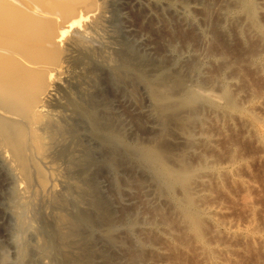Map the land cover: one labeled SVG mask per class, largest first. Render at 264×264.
Segmentation results:
<instances>
[{
    "label": "bare ground",
    "instance_id": "6f19581e",
    "mask_svg": "<svg viewBox=\"0 0 264 264\" xmlns=\"http://www.w3.org/2000/svg\"><path fill=\"white\" fill-rule=\"evenodd\" d=\"M118 1L116 0L117 3ZM98 2L97 0L96 2L93 0H0V165L1 168L3 167L4 172L9 170L13 174L17 183V190H15L17 192L15 194L17 200L14 199V196L11 195L13 198L9 196L15 192H10L9 195L7 192L6 194L9 197L5 198V200L2 196L5 197L6 194L0 193V199L3 202H7L8 198L16 201L21 200V202L28 200L27 202H29L27 196L31 193V188H33L32 186L35 183L42 190H45L47 184L51 182L50 179H53V173L58 174L59 171L56 173L51 168V171L53 169V175L50 179L47 178L48 173L45 168L46 165L52 167V163L46 161L45 153H43L45 150L48 151L46 147V132L49 135L48 140L50 142H56V139L60 138L56 142L60 144L59 148L64 144V140L61 141V138L66 139L67 135L71 138L78 136L77 131L70 130L72 126L69 127L66 123L68 129L66 126L60 125L59 121H57L59 122L58 128H54L56 126L50 128L48 120L44 118L49 130L43 121L41 122L44 123L42 127L38 126V122L40 123L43 119L42 116H46L50 109L48 107H50L49 103H51V100L48 102V98L52 95V90L56 89L59 84L57 83L54 89L51 86L54 82L60 80L59 78L63 73L65 74L64 69L69 68V66L66 67L67 64L65 66V63H63L62 54L69 52L66 49L64 51L63 44L68 40L67 38L72 32L75 33L77 31V34H80L78 31H83L84 27L86 28L87 24L90 21H95L97 17L101 16L99 17L101 21L106 20L102 19L103 16H98V14H101L100 10L103 7L106 8L107 5L102 2L106 6L101 7L102 4L100 6ZM116 2L114 1V5ZM147 2L151 8L148 10L149 12L137 9L132 10L128 15L135 27V31L132 33L123 30L127 15H122L120 13L121 9L119 10L120 12L117 10L120 14L118 21L115 22H117V25L120 24V26L115 28L116 26L112 25L111 27H113L112 30L118 29L120 35L122 33L121 39L115 45L119 46L117 56H121L124 61L122 60L123 62L119 66L117 65L121 62L117 63V65L115 64L117 72H114L125 86V82L128 79L125 77L130 75L131 78L129 76L130 79L128 81L132 80L133 82L131 81V83H136L137 88L140 85L145 87L153 106V115L159 130L151 136L147 144L142 143L139 139L135 143L130 144L120 134L114 132L115 129L113 131H110L112 129L101 130L100 135L104 139H111L123 149V153L119 154L116 161L128 172L129 185L142 186L151 183L155 189V195L159 198H164L166 207L153 211V213L157 212V215L147 210L146 215L142 216L143 219L146 216L145 220H147L143 224L146 227L149 226V229H146V231L149 230V235H146L145 231L143 232V228L141 229L142 232L138 230L141 223L140 221V223L138 222V219H140L138 216H136L138 217L137 220H135L136 217H130L128 221L122 219L123 222L120 221V224H116L117 221L113 222L115 218L111 219L114 216H111L110 213H108L111 216L110 218L106 213L99 214L102 212V208H99L101 212H97L100 217L94 213L96 210L92 211L93 213L91 212V214L87 210L88 215L98 218H96L98 223H96L97 220L95 218L87 215L86 208H83V211L84 215L87 216H78V212L81 213L79 210L78 212L75 211V213L77 212V217L72 212L73 210L69 211L71 216H58L55 223L53 222L55 224L53 227H56L58 234L56 236L59 238L58 240L56 236V238L53 236L59 242L57 244L59 251L57 255L59 256L57 257L59 258L58 264H184L185 262L182 263L180 258L172 252H175L176 249L187 248L191 246L192 242L198 245L200 254L201 252L203 253L204 257H201L203 258V263L225 264L222 260V254L228 253L231 248L229 247L230 245L222 241L221 236L231 238V240L240 236L245 241L248 240L255 243V245L257 244L262 250L261 260L258 264H264V221H262V225L256 223L253 216L255 212L250 208V211H253L250 213L251 217L249 216L248 218L250 222L242 228L235 222L222 219V217L226 216L227 208L224 207L223 203L212 200L213 181L215 180L216 183L222 185L225 176L232 178L233 182L242 180L249 187L255 186L236 173V169L240 167L239 165H243L247 159L238 155L239 144L233 142L229 135H227V139L231 146L229 145L227 153L219 155L215 152L218 132L212 128L214 123L217 124L220 135L222 132H228L226 131L228 126L233 125L236 117L244 119L247 122L250 137L256 139L258 144H261L262 151L260 154L264 158V0H148ZM118 5L116 4V6ZM105 10L107 11V9ZM112 10L115 11V9ZM107 16L106 14L105 17L107 18ZM98 25L101 27L100 22L96 27ZM91 29H93V26ZM105 29H107V26ZM92 33H89V35ZM117 33L115 32V34ZM94 34L93 37L96 36ZM84 35L83 37H85ZM105 37L107 39V36ZM71 38L70 36V40ZM100 38L103 39V36ZM89 39L91 38H88V41ZM97 40L99 41V39ZM80 41L87 42L86 40ZM98 41L95 42L98 43ZM73 45L75 46V44ZM74 46L70 47L74 49ZM81 46L77 47L80 50L78 56L80 61H82V58L79 57H84L87 51V47L83 48ZM72 52L70 50L68 54ZM74 52L76 53V51ZM64 55L63 57H65ZM65 58L68 59L67 55ZM115 60L117 61V59L112 57L111 63L113 61L116 63ZM67 61L69 60H66V63ZM77 64L79 65V63ZM71 66L73 65L71 64ZM69 69L73 71L71 68ZM66 71L68 70L66 69ZM67 76L71 75L67 74ZM129 84L127 83V87ZM136 87L135 89L137 90ZM86 88L88 89V87ZM135 89L134 91H136ZM88 90L91 91L90 88ZM125 90L123 92L125 91L126 93L127 89L125 88ZM130 90H132V95H134L133 89L131 88ZM130 90L129 93H131ZM129 93H126V95ZM55 95L53 94L52 97ZM92 95L93 93L91 92L90 96ZM127 97L130 98V96ZM88 106L90 105L88 104ZM92 107L94 105L90 106L92 109L90 111V109L87 110L82 106H77V104L74 106L75 110L83 115L82 118L85 117V121H88L91 127H95V122L98 118L96 115L94 116V113L99 111V109L95 111V107ZM107 109L110 110L111 107L105 108L106 111H109ZM51 111L50 113L53 114L56 112L54 109H51ZM55 116L58 118V115ZM94 117L97 119L94 120ZM101 119H103L102 124H109L110 119L107 116ZM60 126L62 128H59ZM145 128L144 123H139L141 132H144ZM98 131L96 130L95 132ZM94 135L96 137L98 134L95 133ZM95 140L98 141V139ZM78 141L79 139L76 142ZM66 142L69 144L73 141ZM49 145L48 142V147ZM50 150L52 151V148ZM56 150L55 148L54 153H57ZM64 150L62 149V151ZM58 153L60 155L61 153L65 154L59 151ZM194 156L196 157L195 159L193 158ZM65 157L68 158L69 155L67 156L66 154ZM223 157L226 159L225 162L221 161ZM58 159L60 160V157L57 158V161H59ZM66 160L60 161L65 162ZM74 160L76 159L74 158ZM68 161L71 162L72 160L68 159ZM75 165L78 166L76 162ZM60 166L59 164V168ZM72 166L71 168H73ZM65 170L68 171V167ZM137 171L142 172L144 181L136 178ZM60 173L59 177L65 176V174L61 176ZM6 174L2 177L5 180L7 179ZM76 174H74L75 177ZM55 176L53 181L58 178V176L57 178ZM2 178L0 177L1 180ZM4 185H6V189H10L7 181ZM0 186L1 188L3 187V185ZM12 187L15 189V186ZM57 187L55 186L56 189ZM30 196L31 199L35 197L33 195ZM140 197L143 200L142 196ZM80 199L81 201L78 202L84 203L82 202L84 198ZM92 199H90L91 202ZM35 200L40 201L41 199ZM30 201L32 202V200ZM9 202L12 203L11 201ZM103 204L105 205L106 202ZM103 204L101 202V204L94 203L93 205L92 202V205L90 204L92 207L89 205L91 207L89 209L92 210L95 206L94 209L98 210V205L99 207H104ZM1 206L3 207V205ZM61 206H63V201ZM10 207L8 208L9 210L11 209ZM18 207L20 206L16 207L15 214L13 211L9 212L6 207L3 209H6L10 215H16L20 211ZM30 207H28V210H30ZM25 208L27 209L26 206ZM254 208L256 209V207ZM44 211L46 213L45 208ZM105 211H107V207H104ZM1 215L0 213V219ZM55 215L54 217H56ZM133 215L135 216V214ZM22 216L24 217L25 215L21 214L19 218L22 219ZM72 216L76 218H72ZM157 216L161 220H157ZM31 218H29L30 221L33 219ZM40 219L42 220L43 218L41 217ZM35 223L37 225L36 220ZM94 223L98 225H94ZM99 225L103 226L102 228L104 229L98 231L97 229L99 228L97 227ZM9 227L13 228L12 226ZM9 227L7 229L5 226L3 228L0 226V233L2 230L7 234L13 233V231L10 232ZM14 227L17 228L16 226ZM118 230L123 231H120L122 235L114 236L116 234L114 232ZM17 232L15 231V233ZM18 234L21 236L22 233ZM161 234H166L173 243L172 252L162 247V242H160ZM100 236L107 241L105 244L108 243V245H104L103 240V248L108 246L106 249H99L103 246L102 244H98L99 247L97 246V243L102 240ZM96 237L97 239L100 237V240H97ZM10 239L13 240L12 237L8 239L9 241H4L5 238L3 241L0 240V264H47L46 258L43 256L47 254L46 250L50 248L47 247L46 249V242L44 241L46 239H43V242H45L44 244L42 243L43 246L40 243V247H42H39L40 249L38 250H35L34 245L33 247H31L32 245L29 247L28 244L23 245V243L20 245L16 242L17 237L14 238L16 241H11ZM55 240L51 239L52 242H55ZM52 242L50 245L54 249ZM47 245L49 246V244ZM32 248L36 252L34 253L35 255ZM161 249H164L165 253H162ZM54 252L57 253V251ZM48 253L50 254L51 252Z\"/></svg>",
    "mask_w": 264,
    "mask_h": 264
},
{
    "label": "rangeland",
    "instance_id": "374dc122",
    "mask_svg": "<svg viewBox=\"0 0 264 264\" xmlns=\"http://www.w3.org/2000/svg\"><path fill=\"white\" fill-rule=\"evenodd\" d=\"M93 1L96 2V0H93ZM98 1H100V2H98ZM112 1L113 0H106V1L105 0H103V1L97 0V2L100 4V6H101L102 2H105V4L107 5V7L105 8L103 6H106V5L102 4L101 7H103L104 11H103V9H101L100 10L101 14L100 13L98 14V16L102 15L103 16L102 19L104 18L106 20L101 21L99 19V17H101V16L97 17L95 19V21H90L87 24L88 26L85 25L86 28L84 27L83 31H81V32H79L80 30L78 31V33H80L82 35L77 34V31L75 33L72 32L71 35H69V38H67L68 40L63 44L64 51H65V49H66V51L67 50L69 51V52H64L62 54L63 63H65L64 64L65 66L67 64L66 67L69 66V68H71L73 71H71L69 68H66L64 66L68 71H66V69H64V72L66 75L63 73L64 76H63V74L61 75L62 77L60 76L59 79L62 82L60 80H58V82L57 81L54 82L55 84L53 83V85L51 86L52 89H54L55 86L57 85V83L59 84L56 86L57 87L56 89L52 90V95L53 94L54 95L56 94V95L54 97H52V95H50V97L48 98V102L51 100L50 101L51 103H49L50 107H48V108H50L49 109L50 111L47 108L48 112L46 113V116H42L43 119L45 118L48 120L47 122H48L50 128H52L54 126H56L54 128H58L59 122H60V125L66 126L67 129H68V126L69 127L72 126L71 129L70 128L69 129L77 131L78 136H76L75 138H71L70 136L68 137V135L66 136V139L61 138V141L64 140L63 141L64 144L60 148H59L60 144L58 143L59 144L58 145L56 143L57 141L60 140V138H57L58 140L56 139V142H50V140H48L49 135L46 132V134H47L46 135V147L48 148V151L50 153L46 150L43 153H45L46 161L52 163L51 164L52 167H48V165H46L45 170L48 173V174L46 173L47 178L50 179V177L54 174V176L56 175L55 178H57V176H58L57 180L58 179H60V180L57 181L55 179L56 181L54 180L55 181L54 182L53 181L54 176H52L53 179L52 178L50 179L51 182L47 184L45 190H42L38 186V184L34 182L35 184L32 186L33 187V188H31L32 191L30 190L31 193H29L28 196L33 195L35 197L34 198L32 197L33 199H31V196L30 197L27 196V198L29 199V202H27L28 200L26 198L27 201H22L23 202V204H22L21 200L16 201L17 198H16L15 194L17 192L15 190H17V183H16V180L14 179L13 174L9 170L4 172L2 169L3 167L1 168V165H0V175L2 174L0 177L1 178L4 177L5 173H7L6 174V177H7L6 180H5V178H2V180L0 179V181H1L0 185H3L2 188L0 186V188L2 189V190L0 189V193L6 194L8 192L7 194L9 195L10 192L11 193L15 192V193L10 194L9 196L11 198H13L12 196H14V199H16V200H12L11 198H8V199H10L9 201H11L15 205L14 207H13V204L8 201V199H7V202L6 201L3 202L2 199H0V201H2V202H0V206L3 205V207L1 206V210L4 212L3 213L0 210V213L2 214L1 219H0V226L2 228L5 226L7 229L9 226L13 227V228L9 227L10 232L13 231V233H11V234H7L2 230L0 233V238H1L0 240L3 241V239L5 238L4 241H9L8 239L12 237L13 240L16 241V239H14V238L17 237L16 242H18L20 245H22V243H23V245L28 244L29 247L31 245H32L31 247H33V245H34L35 250L40 249L43 246V244L46 242V249H47V247L51 248V249L49 248L48 250H46L47 251L46 255H43L46 258L45 261L47 264H58V262H59V258H57V257H59V256H57L59 253L57 244L59 242L56 241L57 239L59 240V238L56 236V235H58L56 232V229H55L56 227H53V225H55L54 224L55 220L58 216L62 215V216L68 217L69 211H72V210H73L72 212H74V213H75V211L78 212V210L81 211L82 214L79 212L77 214V212H76L75 215L77 214L78 216L79 215L82 216V215H84L83 208L84 209L86 208L85 211H86L87 215H88V212H90L89 214H91V212L92 211L94 212L95 210L96 211L94 213H96L98 217H100V215H102L103 213H106L107 216L109 215L108 213H110L111 216H114L111 219L115 218V220H113V222L117 221L116 224H120V221L123 222L122 219L125 221H128V219H130V217L135 218L136 216H138L140 218V219H138V222L140 221L143 224V223H145V221L147 219L145 220L146 216L144 217V219L142 216H144V214L146 213L147 210H149L151 213H153V211H158V210H161L162 208L166 207L165 206L166 203H165L164 198H159L155 195V189L151 183H149V184L147 183L146 185L144 184L142 186H139V185L131 186V185H129V183H128L129 182L128 172L125 170V168L123 166H121V164L118 161H116L119 154L123 153V149L119 145H117L114 141H112L111 139H109V138L104 139L100 135L101 130L112 129L110 131H113L115 129L114 132L120 134L130 144L135 143L137 141V139H139L142 143L147 144L150 141L151 136L156 134L159 130V126L155 122V117L153 115V106L150 102L149 95H148L145 87L140 85L137 88L135 85L136 83L135 84L131 83L132 80L128 81L131 78L130 75H128V77L124 76L125 78H128L127 81L125 82L126 83V86H125L123 84V82H121L118 79V76H116L115 72H117V71L115 68L116 67L115 64L117 65V63L121 62L120 64L117 65V66H119L124 61L123 58H121V56H117L118 52H119V46H117V44H118V40L121 39V37H122V33L120 35V31L118 29L112 30L113 27H111L112 25H114V27L116 26L115 28H118L120 26V24L117 25L116 24L117 22H115V21H118V16L120 13H122V15H125V14L127 15V18L124 16L126 18V20L123 24V30L126 32H131V33L134 32L135 27L133 25V22L128 18L129 13L132 10H137V9L146 10L147 12H149L148 10L151 9L150 5L147 2L148 0H121V1L119 0L118 3L116 2V0H114L116 2L115 5H114V1L113 2ZM119 3H120V5H118ZM116 4L118 6H116ZM152 8H154V7H152ZM105 9H107L108 13ZM112 9H115L116 12ZM117 10L118 11L120 10L121 12L119 11L120 12L119 13ZM103 12H105V13H103ZM112 12H113L114 16H112L113 15ZM117 12H118V14L116 16ZM106 14L108 15L107 16L108 19L105 17ZM111 21H114V22H111ZM99 22H100L101 27H99V25H98V27H96L97 24H99ZM101 22L104 24V26H102L103 24L101 25ZM105 25L107 26V29H105L106 28ZM92 26H93V29H91ZM94 26H95V28H94ZM89 27H91L90 30H89ZM87 28H88V30H87ZM99 29H100V31H99ZM91 32H93L92 34H90L92 36L89 35V33H91ZM94 32H95V34H94ZM115 32L116 33L118 32V33L115 34ZM96 33L98 35L100 34L99 38H98V35ZM93 34H94V36L96 35L97 38H96V36L93 37ZM105 34H107V35H105ZM83 35L85 37H83ZM88 35H89V37H88ZM104 35L107 36V39ZM70 36L72 37L71 40H70ZM73 36H75L76 39H75V37L73 38ZM101 36H103V39L100 38ZM113 37H116V38H113ZM88 38H91V39H89V41H88ZM94 38H96V39H94ZM93 39L96 42L98 41L97 39H99L98 43H96ZM110 39H111V41H110ZM72 40L75 41V43H73ZM80 40H86L87 42L80 41ZM107 40L109 41V43ZM93 41H94V43H92ZM103 41H105V42H103ZM72 43L75 44L76 47ZM115 43H117V44L115 45ZM68 44H70V45H68ZM67 45H68V47H67ZM84 45H85V47H84ZM70 46H74V49H73V47H70ZM78 46H81L83 48L87 47L86 48L87 51L85 52V56L79 57V58H82L81 59L82 61H80L78 59V56L80 53L79 48L77 49ZM90 46H92V47H90ZM70 48H72L73 50ZM70 50L73 52L71 54H68V53H70ZM74 51H76V53ZM110 52H112V53H110ZM64 54L67 55L68 59L65 58L66 55H64ZM88 54H90L91 56ZM63 55L65 57H63ZM86 55H88V56H86ZM112 57H114V59H117V61L115 60L116 63H114V61L111 63ZM66 60H69V61H67V63H66ZM77 60H78V62H77ZM92 61L94 62V64ZM77 63H79V65ZM71 64L75 67L71 66ZM113 69H115V70H113ZM66 72H70V73L72 72V73L70 74V73H66ZM67 74H69L71 76H67ZM129 76H130V78H129ZM115 78H116V80H115ZM113 81L116 82V83L114 82L115 85H114ZM127 83L128 84L130 83L128 87H127ZM64 84L66 86H69V87H66ZM116 84H117V86H116ZM130 85H131V88L133 89L134 95H132V90H130L131 89ZM133 85L137 88V90L135 89V87ZM76 86H78V87H76ZM86 87H88V89L90 88L91 91H89ZM125 88L127 89L126 93H129V90L131 93L126 95ZM128 88H129V90H128ZM134 89L136 91H134ZM123 90H125V91L123 92ZM75 91H76V93H75ZM91 92L93 93L92 96H90ZM81 93L82 94L85 93V94L82 95ZM57 96H58V98H57ZM76 96L78 99L76 98ZM127 96H130V98ZM107 103L110 106L109 105L107 106ZM76 104H77V106H82V107L86 108L87 110L90 109V111H92L90 106H93V105L95 108L94 107H92V108H94L95 111H97L99 109L100 112L99 111H97V112L94 111L95 113L93 112L94 116L96 115V117L99 119V121H98V119L94 117V120L97 119L96 120L97 123L95 122V127H91L90 123L88 124V121H85L86 118L85 117L82 118L83 115L80 112L75 110L74 106H76ZM88 104L90 106H88ZM97 105H99V106H97ZM108 107L109 108L111 107V109L110 110L107 109L109 111H106L105 108H108ZM51 109H54L57 113L56 112H55V114L50 113V112H52ZM57 110H59V111H57ZM101 111H104V112L101 113ZM107 112H109V113H107ZM109 114H111V115H109ZM210 114H211V112H210ZM55 115H58V118H61V119H58L57 116H55ZM101 115H102V117H100ZM212 115H213V113H212ZM104 116H107L110 119V121H109L110 125L108 124L109 127H107L108 125L102 124L103 119H101V118H104ZM118 117H120V118H118ZM43 119L40 121V123L38 122V126L42 127V126H44V123H45L47 125L46 128L49 129L47 122L45 121V119L44 120ZM49 119L53 122H51ZM42 121L44 123H41ZM57 121H59V122H57ZM54 122L56 124L58 123V125H56ZM82 122L84 125L82 124ZM141 122L144 123L146 126L144 132H141L139 129V123H141ZM100 125H102V126L100 127ZM233 125L228 126V128L226 130L228 132H222L220 135H219V131H218L219 128H218L217 124L214 123L212 125V128H214L213 130L218 132L217 148H216L215 152L219 155L227 153V149L231 146L229 143V140L227 139V135H229L230 139H232L233 142H236L239 144L238 145V149H239L238 155L245 157V159H247L245 161V163H243V165H239L240 167H238L236 169V173L239 176L241 175L240 177H243L246 181H249V183L254 184L255 186L249 187L248 184H246L247 185L246 186L245 182H243L242 180L241 181L237 180V181L233 182L232 178H230L229 176H225V179H224V182L222 185H219L218 183H216L215 180L213 181V187H212L213 198H212V200L214 199L216 202L218 201L220 203H223L224 207L227 208V210L229 211L228 212L226 210L227 211L226 216L222 217V219L235 222L236 224H239V226L243 228L247 223L250 222L248 218H249V216L251 217V214H250L252 211V210L250 211V208H251L255 212L253 216H254V219L256 220V223L262 225L263 224L262 221H264V218H263L264 217V158L260 154V152L262 151L261 150L262 146L260 143L258 144L256 139L250 137V134H248V125L244 119H242L240 117H236ZM74 126H75V128H73ZM110 126H112L113 128ZM77 127H79V128H77ZM81 127L84 129H82ZM59 128H62V127L60 126ZM80 129H82V130H80ZM95 129L97 131L98 130H100V131L95 132L96 131ZM90 130H91V132H90ZM95 133L98 134V135H96V137L94 135ZM92 135L95 139H98V141L95 140L92 137ZM76 138L79 139L78 142H76L78 140ZM70 140L73 141L74 143L70 142ZM66 141H69L70 143L68 144V142H66ZM94 141H97V142H94ZM48 142L50 144L49 147L52 148V151L50 150L51 148L48 147ZM75 142L77 143V145H75L76 144ZM55 148L60 153L64 152L65 154L61 153V155H60L57 150H56V152L59 155L57 153H54ZM62 149L63 150L65 149V150L62 151ZM79 151H80V153H79ZM74 153H76V154H74ZM66 154H67V156L69 155L68 158L65 157ZM74 155H76V156H74ZM259 155H260V157H259ZM83 156H84V158H83ZM59 157H60V160H66L67 159L66 160L67 163H65L66 161L61 162L59 159L58 160L60 162L57 161V158H59ZM74 158L76 160H74ZM193 158L195 159L196 157L194 156ZM68 159H71L72 161L69 162ZM73 160L76 162V164H78V166L77 165L74 166L75 162L73 164ZM83 161H85V162H83ZM221 161L225 162L226 161L225 157H223L221 159ZM54 163H57L58 165L54 164ZM68 163H69L70 167L68 166ZM59 164L61 165L60 168H59ZM70 164H72L73 166ZM71 166L73 168H71ZM82 166H84V167L82 168ZM67 167H68V171L65 170ZM74 167H76V168H74ZM51 168H53L54 171H56V173L58 171L61 172L60 173L61 176H64V174H65V176L67 178L65 176L59 177V172H58V174H55V172L52 174L53 169L51 171ZM62 168H64V169H62ZM70 168L72 169V171L74 170V172H72ZM60 169H61V171H60ZM50 171H51V173H49ZM70 171L72 174L70 173ZM76 171H78L77 174H76ZM74 174H76V177ZM71 176L73 179L71 178ZM142 176H143L142 172H140V171L136 172V178L138 180L144 181V177H142ZM76 178H77V180H75ZM6 181L8 183V188L10 187V189H6L7 187H5L6 185H4V184H6ZM13 181H15V182H13ZM48 182H49V180H48ZM2 183H4V184H2ZM60 184H61V186L62 185L63 186L61 187ZM148 185H149V187H148ZM12 186H15V189ZM55 186H58L57 189L55 188ZM248 187H249V189H248ZM70 188H71V190H70ZM79 191H81V192H79ZM65 193H66V195H65ZM7 194H6V196L4 195L5 197L2 196V198H4V200H5V198L9 197V196H7ZM92 194H93L94 198L96 197L95 199L93 198V196H91ZM143 194H145V195L147 194V195L145 196ZM72 195H73V198H72ZM121 195H122V197H121ZM41 196H42V198H41ZM140 196H142L143 200H141ZM76 197H77V200H76ZM79 197L84 198V201L82 200V202H84V203L78 202V201H81V199ZM38 198L41 200L40 201L35 200ZM60 198L62 199L63 206L65 208L63 206H61L62 201ZM44 199H46V200H44ZM64 199H66V200H64ZM78 199H80V200H78ZM90 199H92L93 205H94V203L101 204V202H102V204H103L106 202V204L105 205L103 204V205L105 208L107 207V211L104 212V207H99V205H98V210H99V208L100 209L102 208L101 209L102 212H101V210L98 211L97 209H94V207L97 206V204H95V206L92 208V210L89 209L92 207L91 206L92 202L90 201ZM30 200H32V202ZM89 202H91V203H89ZM28 203H30V204H28ZM9 204H12V205H9ZM17 204L20 206V207H18V208H20L18 210L21 211V213H20V211L18 213V214H20L19 217H21V214L25 215L24 217L22 216L23 217L22 219L19 217L16 218V216L18 214L14 215L16 212L15 209L18 206ZM38 204H39V206H41L43 204L40 207V209H38L39 208V206H37ZM45 204H46V207H45ZM83 204H85L86 206L85 205L83 206ZM107 204H108V206H107ZM141 204H143V205H141ZM24 205L27 207V209L25 208ZM30 205H32L33 207L31 206L32 207L31 208ZM54 205H55V207H54ZM89 205L91 207H89ZM9 206H11L10 208L12 210L8 209ZM35 206H37V207H35ZM4 207H6L9 212L13 211L14 214L10 215L6 209H3ZM28 207H30V210H28L29 209ZM42 207H43V209H42ZM254 207H256V209ZM44 208L46 210V213L44 211ZM257 208H259V209H257ZM53 209H54V211H53ZM108 209H110V210H108ZM18 210H17V212H18ZM62 210H63V212H62ZM87 210H89V211L87 212ZM124 211L125 212L127 211L128 213L126 212V214H125ZM72 212H70V213H72ZM97 212L98 213L101 212V213H99L100 215ZM156 213H153V214H156ZM4 214H6L7 217L4 216ZM54 214H56L55 215L56 217H54ZM133 214H135V216ZM77 215H76V217H77ZM87 215H84V216H87ZM110 215L108 216L109 218L111 217ZM12 216H14L15 218ZM69 216H71V214ZM88 216L91 217L92 215H88ZM153 216L156 217L155 215H153ZM41 217L44 219V221L46 220L48 222V224L49 223H51V224L48 225L47 222L45 221L47 224L46 225L45 222L43 221V219L42 220L40 219ZM73 217H75V216H72V218ZM118 217H120V218H118ZM138 217H136L135 220H137ZM29 218H31L32 220L30 221ZM34 218H36V219H34ZM91 218L96 219L97 217L92 216ZM156 219L161 220L159 216H157ZM35 220L37 222V225H35L36 224ZM9 221H11V222H9ZM21 221H23V222H21ZM94 222H96V221H94ZM259 222H261V223H259ZM96 223H98V220ZM96 223H94V225H98ZM124 223H126V222H124ZM124 223H121V224H124ZM141 223H140V226H142V227L139 226L138 230H141L143 228V232L145 231L144 233H146V235H149V230H147L148 232L146 231V229H149V226H147L148 227L147 228L146 225L144 226V224L142 225ZM100 224H101V222H100ZM14 226H16L17 228H15ZM37 226H38V228H37ZM95 227H97V226H95ZM102 227L103 226L99 225L97 227L99 229H97V228L96 229L98 231H100L101 229H104ZM19 229L22 231H20ZM150 230L152 231L151 228H150ZM15 231H18V232L15 233ZM118 231H119V233H117ZM118 231L114 232V233H116V234H114V236L116 235L118 237V236L122 235V233L120 234L121 230H118ZM20 232L23 234L24 238L22 237V234H21V236L18 234ZM23 232L24 233L26 232V233L24 234ZM121 232H123V231H121ZM141 232H142V230H141ZM49 233H51V234H49ZM10 235H11V237H10ZM53 236H54V238L57 237V239L55 240L53 238ZM163 236H165V237H163ZM160 237H161L160 242H162L161 243L162 247H164L169 252H172L174 246H173V243L168 239L167 235L161 234ZM99 238L97 239V237H96L97 240H100ZM43 239H46V240H44L45 242H43ZM51 239L55 240L56 243L54 241L52 242ZM221 239L224 243H226L227 245H230L229 247L231 248L228 253L222 254V260L225 262V264H258L260 262V260H261L260 256H262V253H261L262 250H260V247H258L257 244L255 245V243H252L251 241H248V240L245 241V239H242L240 236L232 238V240H231V238H227V237L224 238V236H221ZM10 240L13 241L12 239H10ZM103 240H104L103 238H102V240H100V242H102V243L97 241L98 247H99L98 244L103 245ZM51 242L54 245V249H52L53 246L50 245ZM105 242H107V241L104 240V245H108V243L105 244ZM40 243L41 244L43 243L41 247H40V245H41ZM47 244H49V246ZM104 245L102 247H100L99 249H101V248L106 249L108 247V246H105V248H103ZM35 250L34 249L32 250L33 254L36 253V252H34ZM49 250H51V251H49ZM163 250L161 249V252ZM54 251H57V253ZM48 252H51V253L49 254ZM162 253H165V252L163 251ZM172 253L176 254L175 256L179 257L182 263L185 262L184 264H206V263H203V258H201V257H204V255H202L203 254L202 252L200 254V250L198 248V245L195 242H192L191 246H188L187 248L176 249L175 252H172Z\"/></svg>",
    "mask_w": 264,
    "mask_h": 264
}]
</instances>
